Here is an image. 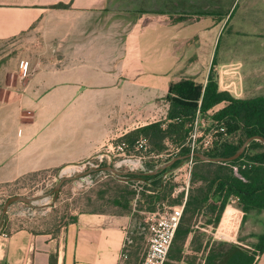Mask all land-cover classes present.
I'll return each instance as SVG.
<instances>
[{"label": "crops", "instance_id": "obj_1", "mask_svg": "<svg viewBox=\"0 0 264 264\" xmlns=\"http://www.w3.org/2000/svg\"><path fill=\"white\" fill-rule=\"evenodd\" d=\"M60 3L68 6H54ZM120 10L108 0H0V55L19 49L0 56L8 61L0 64V185L79 163L112 140L165 119L170 85L187 78L206 84L233 17L231 7L221 20L169 24ZM256 10L261 14L257 22L250 19L252 31L232 34L253 38L264 52V0ZM22 45L37 47L33 58ZM20 61L31 66L26 75L17 69ZM207 63L199 81L195 75ZM256 73L264 78V71ZM232 206L240 218L235 226L233 217L230 227H238L242 212ZM226 211L216 226L221 237H227L219 231ZM76 216L56 232L22 220L15 228L9 221L7 236L0 235V264H135L125 251L139 227L133 213ZM257 264H264V253Z\"/></svg>", "mask_w": 264, "mask_h": 264}, {"label": "rangeland", "instance_id": "obj_2", "mask_svg": "<svg viewBox=\"0 0 264 264\" xmlns=\"http://www.w3.org/2000/svg\"><path fill=\"white\" fill-rule=\"evenodd\" d=\"M217 1L218 5L215 7L224 10V14H227L231 7L233 10L231 26L229 25L221 36L219 43H217L216 73L217 75L219 73L221 86L239 98L264 95V78L261 79L259 73H256V71H264V52L261 51V45L256 44V41L251 37L245 38L239 34H232V29L247 28L252 31L248 28L251 24L250 19L257 22L261 14V11L256 10L259 0ZM151 2L152 0H149L147 6L152 5ZM136 3V0H108L110 8L119 9V11H124L120 9H131L135 7ZM153 5L158 8L160 6V4ZM142 15H144L146 21L149 17L155 16L153 13H143ZM20 47L21 52H29L31 58H33V52L37 47L35 49H33L34 46L29 48L22 45ZM10 48L12 49V47ZM10 48L4 53L2 52L0 56L3 54L8 56V53L12 54L14 52L19 54V49L9 52ZM31 61L32 63L35 62L33 59ZM5 62L8 63L7 58L0 60V64ZM20 62L19 67L17 66L18 71H22ZM55 63L60 64L59 61H55ZM12 65L7 64L8 70L13 71L15 67H12ZM202 65L200 72L195 75L199 81L205 80L207 74L205 71H207L208 63ZM25 71H31L29 62ZM39 71L41 70L39 69ZM222 105L224 104L217 106L216 109L222 107ZM213 113V111H209L206 114H199L200 122L197 126L193 129L189 123L185 126L186 129L191 130L190 133L188 132L186 140L180 142L175 138L172 140L167 139L165 142L166 148L162 152L153 151L147 140L144 146H140L137 142L132 144L127 141L128 146L123 147L122 142H119L117 138L107 144L99 153V155H103L102 158L94 157L85 164H81V166H77V164L66 168L64 171L60 169L52 172H39L27 175L17 182L1 185L0 233L1 229L5 232L10 230V227H7L9 221L15 223V228L24 223L32 225L34 229L40 231L55 232L60 228V225L70 222L76 214L94 211L118 212L132 209L136 222L140 223L146 219L149 212L158 209H169V207L183 204V202L186 204L189 193L191 191L196 193L202 185V182L197 178L204 173L208 174L209 171H214L215 166L197 167L194 170V162L189 163L188 160L185 162L181 160L177 167L170 168L171 165L168 167L169 169L166 168L168 171L160 176L161 180L159 181H162V189L158 193L160 199L154 206V210L147 204V201L151 198L150 196L155 195L151 184L143 180H133L129 177L132 173L149 172L170 161L173 157L179 155L183 147H189V138L191 142L193 140L197 142L199 149L213 148L216 142L222 140L220 134L224 132L220 128L222 124H217L212 120ZM193 135H196L195 139ZM120 145L122 148L119 147ZM92 164L99 167L115 166L120 171H124V176L128 179L124 180L116 177L107 170H94L86 173L92 169ZM234 170L237 172V166H234ZM193 172L196 173V176L193 175ZM63 177H70V179L62 184L58 197L54 200V188ZM17 194L35 197V205L14 202L2 218L3 205L8 198ZM123 197L129 200L132 199L131 205L126 209L115 202L116 199H123L122 201L125 202ZM141 199H144L145 202L141 203ZM230 202L237 206L239 201L236 197H233ZM212 217L207 214L206 208L203 210L191 209L183 216L184 225L192 224L195 227H193V232L185 241L180 240L178 243H174L173 252L177 251V246H182L186 261L202 264L212 247L222 250L233 244H238L241 248L253 250L259 243V235L264 232V211L260 213L250 212L246 220L240 223V226L230 227L233 224V217H235L234 224L237 225L240 214L236 208H229L219 230L227 237L218 235L217 227L209 223ZM21 220L23 223H21ZM131 235L135 237V246L130 259L133 263L140 264L147 249V234L138 227V230H135Z\"/></svg>", "mask_w": 264, "mask_h": 264}, {"label": "trees", "instance_id": "obj_3", "mask_svg": "<svg viewBox=\"0 0 264 264\" xmlns=\"http://www.w3.org/2000/svg\"><path fill=\"white\" fill-rule=\"evenodd\" d=\"M136 1L137 3L135 7L131 8L132 10L144 14L153 13L157 16L149 17L147 22L158 21L174 24L190 19L195 21L204 17H213L221 20L228 14V12L224 14V10L215 7L218 5L217 0H152V5L150 6H147L149 0ZM153 4H160V6L158 8ZM54 6L66 8L68 5L60 3ZM231 16L232 14L229 19ZM216 64V58H214L205 85L191 78L182 79L170 85L168 95L169 109L165 119L138 127L117 140L122 143L128 141L134 144L140 137H145L151 144L153 151L162 152L166 148L165 142L167 139L172 140L175 138L180 142L186 140L190 129H186L185 126L194 122L198 111L200 114L213 111L212 120L217 124H222L220 128L224 130L220 134L222 140L216 142L213 148L199 149L201 151L198 152H203L210 157H230L237 152L247 138L256 135L264 137V95L237 98L229 91L222 90L219 86ZM221 104L224 105L216 109ZM190 151V147H183L179 155L189 154ZM180 162L181 160L176 161L170 168L177 167ZM194 163V170L197 167L203 168L204 166H215L216 169L197 178L202 182V185L196 193L192 191L189 193L183 216L191 209L203 210L206 208L207 214L213 216L209 223L216 227L220 223L226 207L227 211L231 207L234 208L230 202L233 197H236L239 201L237 206L242 212V222L246 220L250 212L260 213L264 211V144L261 140L255 139L250 142L237 159L216 162L205 161L195 157ZM234 166H237V172H235ZM168 169L159 171L156 174H149L148 172L132 173L129 177L133 180H143L146 183H150L154 188L155 195L150 196V200L147 201L152 210H154V206L160 199L158 194L162 189V181H159L161 180L160 176ZM54 171H58V169ZM193 175L196 176V173L193 172ZM123 198L125 202L122 201L123 199H116L115 202L126 209L131 205L132 199ZM140 202L144 203L145 201L141 199ZM118 212L132 213V209ZM76 218L77 216L73 217L70 222L75 221ZM182 218L165 264H179L181 261L194 264L185 260L182 246H177V251L173 252L174 243L176 244L180 240L185 241L193 232V227H195L192 224L184 225V219L182 221ZM70 222L60 225L58 230ZM134 244L135 237H133L132 244L126 245V254L133 252ZM263 253L264 232L259 235V243L253 250H246L238 244H233L229 248L222 250L212 247L202 264H257Z\"/></svg>", "mask_w": 264, "mask_h": 264}, {"label": "built area", "instance_id": "obj_4", "mask_svg": "<svg viewBox=\"0 0 264 264\" xmlns=\"http://www.w3.org/2000/svg\"><path fill=\"white\" fill-rule=\"evenodd\" d=\"M28 62L22 61L21 62V70L24 75H26L27 71H25V68L27 67ZM199 114H198L194 120V122L191 124V128L197 126L200 122L199 120ZM191 131V130H190ZM190 133V132H189ZM194 139L196 138V135H193ZM192 138V135H191ZM145 137H140L139 140H137V143L140 144V146H144V143L146 142ZM189 147L191 149L190 153L192 154V157L188 160L189 163L194 162L195 156L193 155L197 150H199V146L195 140L191 142L189 138ZM123 147L128 146L125 142L122 143ZM120 145L119 147L122 148ZM100 153V152H99ZM99 153L95 154L94 156L81 161L79 163L73 164L77 166H81V164H85L87 161H89L91 158L98 157L102 158L103 155H99ZM70 165V166H73ZM68 166V167H70ZM66 167V168H68ZM66 168H63L64 171ZM91 168H99L98 165L92 164ZM185 208V202L180 205H175L172 207H169V209H158L157 211L149 212L148 216L144 221L139 223V228L142 231H145L147 234V249L145 251L143 260L141 264H165L167 261L172 243L174 241L177 229L179 227V224L181 222V218L183 216ZM1 234L3 236H7V232H5L3 229H1ZM133 242V239L131 237H127V243L130 244Z\"/></svg>", "mask_w": 264, "mask_h": 264}, {"label": "water", "instance_id": "obj_5", "mask_svg": "<svg viewBox=\"0 0 264 264\" xmlns=\"http://www.w3.org/2000/svg\"><path fill=\"white\" fill-rule=\"evenodd\" d=\"M255 139L261 140L264 144V137L263 136H259V135L251 136V137L247 138L244 141V143L241 145V147L237 150V152L230 157H210V156L206 155L205 153L198 152V151L195 152L193 155L195 157H197L201 160H205V161H216V162L231 161V160L239 158L242 155V153L245 151L246 147L250 144V142H252ZM191 157H192L191 153L185 154V155H177V156L173 157L170 161L160 165L159 167H157L154 170L149 171L148 173L149 174H156L159 171L170 167L171 165H173L178 160H183L185 162V161L189 160ZM94 170H107L110 173H112L113 175H115L116 177H119V178L124 179V180L128 179L127 177L124 176L125 175L124 171H120L119 169H117V167L112 166V165H107V166H103V167H99V168H92L89 171H87L86 173H89L90 171H94ZM69 179H70V177H63L60 179V181L58 182V184L54 188V192H55L54 200L57 199L58 193H59V190H60L62 184ZM35 200H36L35 197H28V196L21 195V194L11 196L10 198H8V200L3 205L2 218L8 212V208L12 203H14V202H25L28 204L35 205V203H34Z\"/></svg>", "mask_w": 264, "mask_h": 264}]
</instances>
